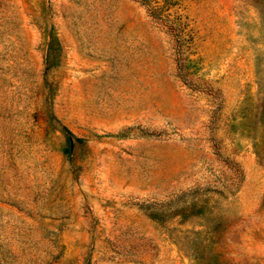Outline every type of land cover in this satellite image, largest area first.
Wrapping results in <instances>:
<instances>
[{"label": "rangeland", "instance_id": "1", "mask_svg": "<svg viewBox=\"0 0 264 264\" xmlns=\"http://www.w3.org/2000/svg\"><path fill=\"white\" fill-rule=\"evenodd\" d=\"M0 264H264V0H0Z\"/></svg>", "mask_w": 264, "mask_h": 264}]
</instances>
